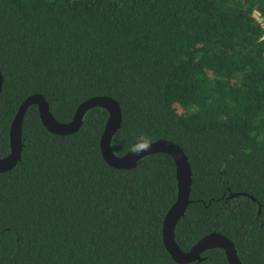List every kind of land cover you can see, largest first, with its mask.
<instances>
[{
    "label": "trees",
    "instance_id": "16d2710c",
    "mask_svg": "<svg viewBox=\"0 0 264 264\" xmlns=\"http://www.w3.org/2000/svg\"><path fill=\"white\" fill-rule=\"evenodd\" d=\"M0 69V158L28 97L43 95L63 123L85 100L113 97L116 155L145 134L188 157L179 247L219 232L243 264H264V0H0ZM108 117L91 108L59 135L28 107L21 159L0 172V264H229L220 248L172 258L163 223L175 162L156 153L110 166Z\"/></svg>",
    "mask_w": 264,
    "mask_h": 264
},
{
    "label": "water",
    "instance_id": "95a60500",
    "mask_svg": "<svg viewBox=\"0 0 264 264\" xmlns=\"http://www.w3.org/2000/svg\"><path fill=\"white\" fill-rule=\"evenodd\" d=\"M3 87V74L0 69V93ZM37 105L40 119L50 132L66 135L77 131L85 113L94 107L105 108L109 117L101 138V152L105 161L117 169H131L144 157L156 153L170 155L176 165L178 195L175 203L168 210L163 223V241L172 258L178 263L203 260L202 254L210 249L220 248L226 253L229 264H243L239 258L235 243L219 232H212L202 237L189 251L182 250L175 240V227L190 202L192 169L184 150L176 143L160 139L152 142L149 151L137 156L130 151L122 156L116 155L111 147L112 139L121 126L122 110L117 100L110 96H96L85 100L78 107L73 119L67 123L58 121L50 110V105L41 94L28 97L20 106L10 128V153L0 158V172L11 170L21 159L23 139L22 123L29 106Z\"/></svg>",
    "mask_w": 264,
    "mask_h": 264
},
{
    "label": "clouds",
    "instance_id": "9594fccd",
    "mask_svg": "<svg viewBox=\"0 0 264 264\" xmlns=\"http://www.w3.org/2000/svg\"><path fill=\"white\" fill-rule=\"evenodd\" d=\"M152 147V137L149 135L141 134L136 137V142L131 145L129 151L137 156L147 152Z\"/></svg>",
    "mask_w": 264,
    "mask_h": 264
},
{
    "label": "rangeland",
    "instance_id": "374dc122",
    "mask_svg": "<svg viewBox=\"0 0 264 264\" xmlns=\"http://www.w3.org/2000/svg\"><path fill=\"white\" fill-rule=\"evenodd\" d=\"M256 17L260 20V17H259V14L258 13H256Z\"/></svg>",
    "mask_w": 264,
    "mask_h": 264
}]
</instances>
